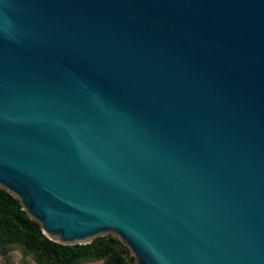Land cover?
<instances>
[{
	"label": "water",
	"instance_id": "water-1",
	"mask_svg": "<svg viewBox=\"0 0 264 264\" xmlns=\"http://www.w3.org/2000/svg\"><path fill=\"white\" fill-rule=\"evenodd\" d=\"M0 188L62 244L264 264V0H0Z\"/></svg>",
	"mask_w": 264,
	"mask_h": 264
},
{
	"label": "trees",
	"instance_id": "trees-1",
	"mask_svg": "<svg viewBox=\"0 0 264 264\" xmlns=\"http://www.w3.org/2000/svg\"><path fill=\"white\" fill-rule=\"evenodd\" d=\"M16 250L36 264H138L129 247L112 234L84 244H62L50 239L20 200L0 188V257H8Z\"/></svg>",
	"mask_w": 264,
	"mask_h": 264
},
{
	"label": "rangeland",
	"instance_id": "rangeland-1",
	"mask_svg": "<svg viewBox=\"0 0 264 264\" xmlns=\"http://www.w3.org/2000/svg\"><path fill=\"white\" fill-rule=\"evenodd\" d=\"M0 264H36L32 259L23 257V254L16 250L8 257H0ZM83 264H101V262H87Z\"/></svg>",
	"mask_w": 264,
	"mask_h": 264
}]
</instances>
